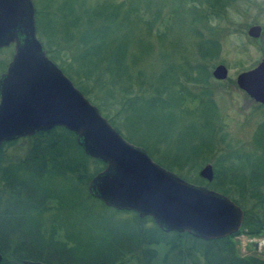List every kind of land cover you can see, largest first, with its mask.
<instances>
[{"label": "trees", "instance_id": "trees-1", "mask_svg": "<svg viewBox=\"0 0 264 264\" xmlns=\"http://www.w3.org/2000/svg\"><path fill=\"white\" fill-rule=\"evenodd\" d=\"M140 1L144 0L119 2L103 0L101 3L86 6L84 0H63L57 7L62 12L60 22L53 30H48L56 52V56L50 54L52 59L49 58L58 59L57 51L59 50L63 56H65L64 50L67 52L69 59L61 62L69 68L71 75L74 74L77 77L74 86L87 99L89 92L82 85L84 83L82 80L85 81V85L89 80H93L94 84L104 85L106 80H100L104 75L112 84L117 85L118 92L124 96L118 100L117 113L123 112L134 101V104L142 103L150 107L153 103L161 101L160 96L167 86L166 83L161 87L152 86L147 79L142 80L139 77L140 70H136L134 76L129 73L126 57L130 41L127 39L128 32L120 33V30L129 21H132L130 29L135 28ZM171 1L188 14L192 21L198 22L201 19L205 20L209 15L213 18L221 17L224 14V7L232 0H200L199 5L198 0ZM184 2L190 7L184 8L182 5ZM198 6L202 8L199 9ZM143 7L150 14L148 18L141 20L145 24L147 35L150 33V25L159 21V10H155L152 14L149 1H145ZM37 14L38 10L35 13V20H37ZM193 32L197 37L195 45L199 57L213 58L218 42L212 38L198 44L197 27ZM161 34L158 36L160 37ZM56 38L57 43L54 41ZM143 42L144 37H136L135 43L139 55L132 56L134 60L149 50L150 45L145 46ZM143 46L146 47L145 52L140 50L144 48ZM201 72H199V78L190 75L188 77L186 72L183 73L186 75V81L204 82L208 78V72L204 69ZM164 73L161 72L157 79L165 82L167 76ZM132 84H136L135 89L132 88ZM169 87L165 91L168 98L165 100L169 101L170 108L181 105L184 97L180 93L191 98L198 94V92L188 91L176 77L170 79ZM205 88L208 89L202 87L199 91V95L205 96L202 102L209 100L213 106L212 99L207 98L209 90ZM100 96L106 100L111 97V94L108 89H104ZM96 104L99 106L98 103ZM97 105L95 106L99 111ZM263 105L257 104L258 107ZM165 107L169 105L166 104ZM183 110L186 113V110ZM108 119H106L108 122L113 121L111 118ZM192 133L185 131L181 137L185 135L183 138L185 140ZM224 137L222 134L217 139L223 142ZM210 138H200L198 143L190 146L188 156L181 158L180 161L173 155L169 164L170 167L179 168H182V164L186 166L195 164L197 167L202 162L210 161L208 158L211 155L213 175L212 179L205 180V183L208 188L223 193L241 208L242 221L236 232L221 238L202 240L186 232H164L153 223V230L159 235L153 234L152 231L135 228L129 236H122L120 240L111 237L105 245L103 239L99 238L91 253L89 254L88 250L87 254L80 257L74 256L78 248L77 244L66 246V241L76 242L77 237H68L64 234L63 240H56L55 237L49 236L45 239L30 241L33 237H27L20 226L30 213L40 214L43 210L50 209L47 204L50 197L53 199L56 197L61 204L65 195L62 192H54L47 184L54 178H60L66 182L65 191L73 196L75 201L81 202L85 197L99 201L88 194L86 184L88 179L104 166V163L86 156L76 143L75 134L62 126H53L31 135L3 141L0 144V252L3 255L0 264H22V260H40L47 264H114L115 262L117 264L125 262L183 264L187 259L190 264H216V262L218 264H264V261L254 258L248 261L239 258L231 241V237L240 231L249 236L264 235V119L257 123L252 133L251 147L248 150L243 151L241 146L230 148L227 145V149L215 153L217 147L211 145ZM17 141L26 143L23 156L15 161L1 164L2 147L13 145ZM88 163H91L93 168L86 173ZM182 175L185 180L189 179L188 176ZM190 179H197L198 183L203 182L197 176ZM219 184L220 187L217 188ZM223 185L226 186L223 187ZM99 202L104 205L101 201ZM112 209L117 212H131L137 222H143L145 219L152 220L149 216L138 217L134 211ZM170 235L180 239L187 237L193 243L192 245L188 243L183 249L180 246L177 248L173 238H168ZM175 249L177 253L172 255ZM161 250L165 251L159 256Z\"/></svg>", "mask_w": 264, "mask_h": 264}, {"label": "rangeland", "instance_id": "rangeland-1", "mask_svg": "<svg viewBox=\"0 0 264 264\" xmlns=\"http://www.w3.org/2000/svg\"><path fill=\"white\" fill-rule=\"evenodd\" d=\"M62 1L33 0L35 8L38 10L36 37L41 41L46 55L51 59L50 54L54 56L56 52L48 30H53L60 22L62 12L57 7ZM84 1L88 6L101 3L103 0ZM106 1L119 2L122 0ZM145 1L150 2L152 14L155 10H159V21L150 25V33L147 35L145 34L147 32L145 24L141 21L150 15L143 7ZM182 5L184 8L190 7L186 2ZM198 8L200 9L202 6H198ZM137 11L138 20H136L135 28L130 29L132 21H129L120 30V33L128 32L127 39L130 41L126 57L129 73L134 76L136 70H140L141 76L139 77L142 80L147 79L152 86L159 87L166 83V89L170 88V79L176 77L177 81L185 85L188 91L198 92L197 96L191 98L180 93L184 97L181 105L170 108L169 101L165 100L168 99L165 89L160 96L161 101L153 103L150 107H146L142 103L134 104V101L123 112L117 113L118 100L124 96L118 92L117 85L112 84L103 75L100 80H106L104 85L94 84L93 80H89L85 85V81L82 80L84 82L82 85L89 92L88 100L94 105L98 103L100 114L105 119L111 118L113 120L109 121L111 125L127 141L142 146L156 163L180 177L184 178L182 174L188 176L189 179L186 180L189 182L207 185L206 181L199 177L198 171L204 163L211 164V155L208 156L210 161L202 162L197 167L195 164L188 166L182 164V168L170 167V159L173 155L177 157L178 161L183 157L186 158L190 146L198 143L200 138L211 137V145L217 147L215 153L227 149V145L230 148L241 146L243 151L250 149L252 133L257 123L264 119V105L258 107L257 103L236 88L234 79L238 72L253 67L260 58L264 57V0H232L224 7V14L221 17L213 18L209 15L205 20L201 19L198 22L192 21L189 15L183 12L179 6H175L171 0L140 1ZM44 14L46 18L43 16ZM252 24H258L261 27V34L258 38H250L246 34L248 26ZM195 27L198 29V44L212 38L218 42L213 58L199 57L195 45L197 37L193 32ZM159 34H161L160 37ZM136 37H144V45L150 46L146 52L144 50L146 47L143 46L144 48L140 50L145 53L134 60L132 56L139 55L135 43ZM54 41L57 43L58 39L56 38ZM66 53L64 50L65 56H63L61 50L57 51L60 59L53 58V60L73 85H76L77 77L74 74L71 75L69 68L61 62L69 59ZM217 63L223 64L227 70L226 77L222 80H216L210 75V71ZM203 69L208 72V78L204 82L185 80V72L187 76H198L199 78V72ZM161 72L166 73L165 82L157 79ZM202 87H207L208 89H205L210 91V93L208 91L209 97L207 98L212 99L213 106L209 100L202 102L205 98V96L199 95ZM132 88L135 89L136 84H132ZM104 89H108L112 98L108 97L105 100L100 96ZM163 100L165 101L162 102ZM166 104L169 107H165ZM183 109L186 110V113ZM185 131L193 133L189 138L183 140L185 135L182 137L181 135ZM222 134L225 136L224 140L219 142L217 138ZM25 145L26 143L22 144L20 141L13 145H4L1 151V164L22 157ZM17 146L19 147L16 148ZM92 168L91 163H88L86 173ZM196 176L203 182L198 183L197 179H190ZM47 184L51 190L56 193L62 192L65 197L61 204L56 197H54L55 199L50 197L47 202L50 209L43 210L40 214L30 213L28 218L22 221L23 224L20 228L27 237H33L30 241L45 239L49 236L55 237L56 240H63L64 234L68 237H77L76 242L74 240L66 241V246L77 244L78 248L74 252V256L80 257L87 254L88 250L90 254L99 238L103 239L105 245L111 237L120 240L122 236H129L135 228L152 231L153 234L159 235L153 230L154 222L150 219L137 222L131 212L114 211L99 201L85 196L81 202L75 201L73 196L66 193V182L60 178L51 179ZM225 186L223 185V187ZM219 187L220 184L217 188ZM73 200L74 203L70 202ZM170 237L173 238L177 248L180 246L183 249L188 243L189 245L193 243L187 237L180 239L170 235L168 238ZM66 240L70 239L66 238ZM231 241L239 258L246 259V261L250 258L264 261V235L249 236L240 231L231 237ZM253 242L257 249L255 252ZM90 243L92 244L89 245ZM164 251L161 250L158 255L161 256ZM176 253L175 249L171 254L175 255ZM0 255L2 259L1 252ZM124 264L132 263L125 262ZM183 264H190V261L187 259Z\"/></svg>", "mask_w": 264, "mask_h": 264}, {"label": "water", "instance_id": "water-1", "mask_svg": "<svg viewBox=\"0 0 264 264\" xmlns=\"http://www.w3.org/2000/svg\"><path fill=\"white\" fill-rule=\"evenodd\" d=\"M246 34L258 38L261 27L249 25ZM10 43L13 53L0 76V144L62 126L75 134L86 156L104 163L88 179L86 190L105 206L149 216L164 232H186L202 240L238 230L243 213L237 204L206 185L183 179L123 138L46 55L36 37L32 0H0V46ZM226 74L221 63L210 71L216 80ZM234 83L253 102L264 104V57L238 72ZM198 175L210 181L211 164L204 163Z\"/></svg>", "mask_w": 264, "mask_h": 264}, {"label": "flooded vegetation", "instance_id": "flooded-vegetation-1", "mask_svg": "<svg viewBox=\"0 0 264 264\" xmlns=\"http://www.w3.org/2000/svg\"><path fill=\"white\" fill-rule=\"evenodd\" d=\"M32 4H33V0H32ZM33 7H34V16H35L36 8H35L34 4H33ZM35 21L36 20L34 19L35 29L37 30V23ZM12 53H13V44L12 43H10L8 45L0 46V76L2 73L5 72L7 64L11 59ZM252 245H253L254 252L257 251L256 245L255 244H252ZM216 264H218V263L216 262Z\"/></svg>", "mask_w": 264, "mask_h": 264}]
</instances>
